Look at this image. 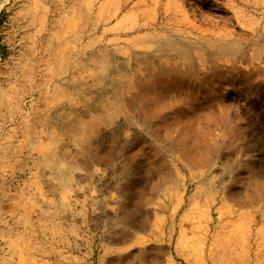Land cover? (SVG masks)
Returning <instances> with one entry per match:
<instances>
[{
    "label": "rangeland",
    "instance_id": "1",
    "mask_svg": "<svg viewBox=\"0 0 264 264\" xmlns=\"http://www.w3.org/2000/svg\"><path fill=\"white\" fill-rule=\"evenodd\" d=\"M0 264H264V0H0Z\"/></svg>",
    "mask_w": 264,
    "mask_h": 264
}]
</instances>
